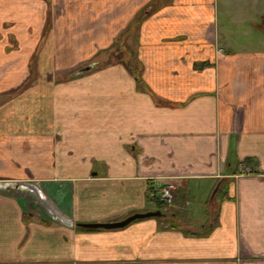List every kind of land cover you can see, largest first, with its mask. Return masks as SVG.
Wrapping results in <instances>:
<instances>
[{
	"label": "crops",
	"instance_id": "crops-1",
	"mask_svg": "<svg viewBox=\"0 0 264 264\" xmlns=\"http://www.w3.org/2000/svg\"><path fill=\"white\" fill-rule=\"evenodd\" d=\"M220 3L0 0V264H264V41Z\"/></svg>",
	"mask_w": 264,
	"mask_h": 264
},
{
	"label": "rangeland",
	"instance_id": "rangeland-1",
	"mask_svg": "<svg viewBox=\"0 0 264 264\" xmlns=\"http://www.w3.org/2000/svg\"><path fill=\"white\" fill-rule=\"evenodd\" d=\"M45 1H49L50 3L52 2V0ZM229 1L230 3H225L226 8H224L222 3L218 4V7L216 9L218 15V24L219 26L225 25V28L227 26H230V30L232 33L231 39L232 41H234V43H236V46H251L260 44L259 42L264 41V29L262 28V20L264 18V0ZM53 7L58 10L60 9V6L54 5ZM58 10L54 12L55 15H57V13L59 14ZM243 20H246V22H243ZM121 55L124 56L125 60L126 55ZM114 59H118V56L114 55ZM114 59H112V57H103L100 59V61L103 63H108ZM90 65L94 66V69L97 66H100L97 62L94 63V65ZM74 73H72L71 76ZM19 189L24 191L27 190L22 187Z\"/></svg>",
	"mask_w": 264,
	"mask_h": 264
},
{
	"label": "water",
	"instance_id": "water-1",
	"mask_svg": "<svg viewBox=\"0 0 264 264\" xmlns=\"http://www.w3.org/2000/svg\"><path fill=\"white\" fill-rule=\"evenodd\" d=\"M262 24L264 26V19L262 20ZM94 69V66L89 65L88 67H85L78 72L74 73L72 76H80L84 73H87ZM5 186L7 189H19V188H25L27 191H30L33 193L35 199L39 201L42 204H45V201L40 194L37 185L35 184H27V183H13L12 185H2ZM6 189V190H7ZM219 189L218 185L215 187L214 191L211 194V198L215 195L217 190ZM53 217L56 219H61L60 216H58L56 213L53 214ZM166 215L161 213L160 211H152V212H146V213H137L133 214L129 217H126L125 219H122L120 221H114V222H108V223H94V224H77L76 227L83 229V230H89V231H114V230H121L124 229L125 227L129 226L130 224L140 221V220H145V219H151V218H156V219H162L165 218ZM68 224H71L69 221H67Z\"/></svg>",
	"mask_w": 264,
	"mask_h": 264
},
{
	"label": "built area",
	"instance_id": "built-area-1",
	"mask_svg": "<svg viewBox=\"0 0 264 264\" xmlns=\"http://www.w3.org/2000/svg\"><path fill=\"white\" fill-rule=\"evenodd\" d=\"M172 191L173 186L170 184H165L159 189V200L163 203L165 207H170L172 205Z\"/></svg>",
	"mask_w": 264,
	"mask_h": 264
}]
</instances>
